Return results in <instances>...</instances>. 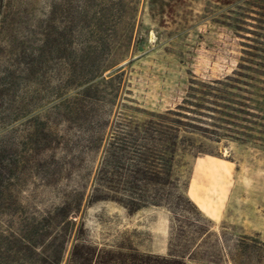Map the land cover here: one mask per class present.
Returning <instances> with one entry per match:
<instances>
[{"label":"rangeland","instance_id":"rangeland-1","mask_svg":"<svg viewBox=\"0 0 264 264\" xmlns=\"http://www.w3.org/2000/svg\"><path fill=\"white\" fill-rule=\"evenodd\" d=\"M254 55H264V0H0V230L25 217L73 219L96 247L165 253L163 207L86 201L104 143L119 125L150 117L143 109H172L181 138L198 139L216 80L230 77L239 93ZM177 169L213 221L220 264H231L225 252L238 255L241 235L262 243L235 264H264V148L186 150ZM63 201L67 220L52 214ZM54 234L46 245L60 242Z\"/></svg>","mask_w":264,"mask_h":264},{"label":"trees","instance_id":"trees-1","mask_svg":"<svg viewBox=\"0 0 264 264\" xmlns=\"http://www.w3.org/2000/svg\"><path fill=\"white\" fill-rule=\"evenodd\" d=\"M253 60L258 67L250 66L254 75L242 74L247 81L242 87L235 86L239 93L228 89L234 87L227 81L230 77L216 80L209 121L201 131H194L198 139L181 138L184 122L168 115L172 109H143L150 117L119 125L118 132L104 143L86 201L112 200L127 212L145 206L163 207L168 212L165 253L105 249L87 243L72 226L74 220L66 219L70 203L63 201L52 214L63 215L65 226L60 222L42 225L34 217H25L16 229L10 224L5 231L0 230V264H60L66 251L64 264H220L222 253L211 229L213 221L186 194V182L177 167L180 154L186 150L212 152L229 141L264 148V55H254ZM230 124L239 129L232 130ZM3 186L8 187L0 183V188ZM81 198L77 197V202ZM52 232V240L60 242L46 245L42 238ZM67 238L71 242L66 248ZM233 243L238 255L225 252L231 264L237 257H245L250 243L262 242L241 235Z\"/></svg>","mask_w":264,"mask_h":264}]
</instances>
